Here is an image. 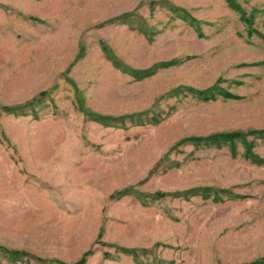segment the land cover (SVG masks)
<instances>
[{
    "label": "rangeland",
    "instance_id": "374dc122",
    "mask_svg": "<svg viewBox=\"0 0 264 264\" xmlns=\"http://www.w3.org/2000/svg\"><path fill=\"white\" fill-rule=\"evenodd\" d=\"M41 90L0 110V264L264 258V163L185 140L264 128V0H0V106Z\"/></svg>",
    "mask_w": 264,
    "mask_h": 264
},
{
    "label": "trees",
    "instance_id": "16d2710c",
    "mask_svg": "<svg viewBox=\"0 0 264 264\" xmlns=\"http://www.w3.org/2000/svg\"><path fill=\"white\" fill-rule=\"evenodd\" d=\"M182 10V9H180ZM184 11V10H182ZM129 14H131L130 12H125L122 13L121 15H118L117 17H113L110 18L108 20V22H112L115 20H121L124 17H127ZM100 49L105 53V55L107 56V58H109V60L111 61V64L114 67H118V63L115 59V57L111 54V52L103 45H100ZM166 64H168L167 62H159V63H155L153 64L150 68L143 70L142 72L143 75H149L151 74L157 67L160 66H165ZM121 69L123 71L125 70H129L126 69V67H121ZM192 93L195 94L196 97L202 99V100H207V99H213L214 95L209 93L208 90H193L191 89ZM46 94L45 90H41L39 91L35 96H33L32 98L24 101L22 104H18V105H14V106H6V105H2L0 106V110L4 111V112H13L16 111L17 109H21L24 108L28 105H30L34 100L40 99L41 97H43ZM219 95L224 97V98H233L234 96L227 92V91H223L220 90L219 91ZM84 113L90 117L91 120L94 121H101L103 122L104 120L108 119H113L114 117H110V116H104L101 114H97V113H92L89 111H84ZM253 136L255 138H264V128L263 129H256V130H248V131H229V132H218V133H213V134H209L206 136H192V137H188L185 140L189 141L191 144L197 145V144H213L214 146H220L221 144H228L231 148H233V143L236 139L243 141L244 143V153L243 155L246 156L247 158L250 159V161L255 162V163H264V159L257 156L256 154H254L251 151V143L246 141V136ZM209 190L208 188L205 189ZM125 192V191H124ZM190 194H196L195 191H193V189L188 191ZM218 192H224L223 190L219 189V190H213V193L215 194V196H217ZM166 193L164 192H155L152 194V198H157V197H162L164 196ZM151 196V195H150ZM0 250L2 252H5L8 256L11 257H17V256H22V255H26L27 253H25L24 251H19V250H15V249H6L4 247H0ZM124 252L126 253H130V254H136V250L133 248H125L122 249ZM89 254V250L85 251L83 254H81V256L74 262L72 263H62L61 261H58L59 264H84L86 256ZM38 259V258H37ZM40 260V259H38ZM250 264H264V258L262 259H258L256 261L251 262Z\"/></svg>",
    "mask_w": 264,
    "mask_h": 264
}]
</instances>
